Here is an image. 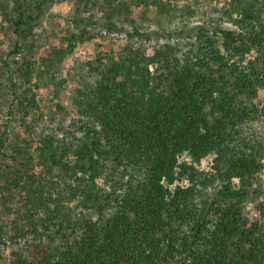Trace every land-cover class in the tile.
Returning a JSON list of instances; mask_svg holds the SVG:
<instances>
[{"label": "trees", "instance_id": "trees-1", "mask_svg": "<svg viewBox=\"0 0 264 264\" xmlns=\"http://www.w3.org/2000/svg\"><path fill=\"white\" fill-rule=\"evenodd\" d=\"M55 1L14 0L5 14L17 39L0 83L25 109L39 108L32 81L62 94L64 61L78 43L135 26L128 1L77 0L68 46L41 62L17 60ZM135 1L161 17L175 10ZM218 13L219 23L193 35L178 29L176 42L151 54L133 35L119 52H99L76 81L78 118L45 133L36 157L29 144L9 156L8 126L0 130V251L34 237L11 264H264V103H255L264 0H226ZM210 155L211 171L200 168ZM18 197L26 213L12 221Z\"/></svg>", "mask_w": 264, "mask_h": 264}, {"label": "rangeland", "instance_id": "rangeland-1", "mask_svg": "<svg viewBox=\"0 0 264 264\" xmlns=\"http://www.w3.org/2000/svg\"><path fill=\"white\" fill-rule=\"evenodd\" d=\"M125 1L132 3V19L135 21V26H132L133 22H129L125 25L124 30L97 31L98 36L95 39L78 43L75 51L68 54L64 61L65 66L61 78L65 79L66 82L62 86V94L56 95V89L53 87L42 86L37 88L34 85L36 81H32L27 87L32 88L39 108L25 109L20 107L18 102H14L15 97L9 90L11 85L8 81H1L0 130L3 131L8 126L9 148L7 152L9 156H13L14 147L23 148L29 144L28 147L31 148V152L36 157V149L45 133L60 132L61 127L69 128L73 124L74 120L78 118L73 103L76 81L84 75L88 61L95 59L99 52H119L128 43L130 35H133L135 45L151 54L156 47L176 42V30L178 29H185L188 34L193 35L192 30L204 23H219L218 11L224 6L226 0H162L165 3L170 2L175 9L171 15H164V17L159 16L157 8L152 4L145 9L135 0ZM77 5V0H56L41 19L40 24L32 32H27L28 39L22 41L26 46L16 54V59L41 62L43 58L49 57L55 49L66 48L68 43L64 37L74 27L72 20L76 14ZM13 8L14 0H0V12L2 14L0 18V66L2 59L15 49L17 35L5 15L12 14ZM99 8L100 6L90 13L98 14ZM88 15L87 12L86 16ZM134 27L138 29V33ZM20 84L25 87L22 83ZM24 90L25 88H23ZM255 103L258 105L264 103V90L260 92ZM213 159L214 155L208 156L201 162L200 168L211 171ZM7 161L11 164L13 158L8 157ZM41 170L42 168L39 166L36 168L38 172ZM260 177L262 179L263 198L264 170ZM60 183L62 186L64 185L62 179H60ZM70 205L74 206L75 203ZM11 207L12 211L7 213L8 219L12 221L23 220L26 209L21 197L16 198ZM255 207L256 201L250 204V208L258 216ZM33 239L32 235H28L25 238L9 241L0 251V264H11L13 252L26 250Z\"/></svg>", "mask_w": 264, "mask_h": 264}]
</instances>
